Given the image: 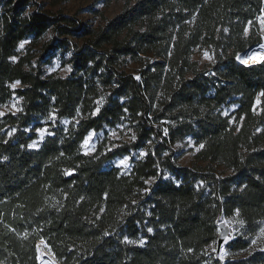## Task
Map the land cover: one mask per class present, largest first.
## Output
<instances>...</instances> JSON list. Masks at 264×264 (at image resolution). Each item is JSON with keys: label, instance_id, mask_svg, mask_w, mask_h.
Segmentation results:
<instances>
[{"label": "trees", "instance_id": "trees-1", "mask_svg": "<svg viewBox=\"0 0 264 264\" xmlns=\"http://www.w3.org/2000/svg\"><path fill=\"white\" fill-rule=\"evenodd\" d=\"M124 1L94 28L35 0H0V106L22 100L15 115H0V264H37L39 241L59 264H264L249 243L264 221V96L260 112L252 108L264 61L234 60L261 41L244 33L259 29L264 0ZM199 47L214 50L209 67L191 61ZM59 55L69 75H45ZM229 104L236 110L223 116ZM49 116L52 134L30 150L34 122ZM120 126L129 141L81 152L89 132ZM187 138L204 166L177 164L174 146ZM136 151L145 155L129 174L104 169ZM221 217L240 229L223 259L208 250ZM139 236L143 245L124 242Z\"/></svg>", "mask_w": 264, "mask_h": 264}, {"label": "rangeland", "instance_id": "rangeland-1", "mask_svg": "<svg viewBox=\"0 0 264 264\" xmlns=\"http://www.w3.org/2000/svg\"><path fill=\"white\" fill-rule=\"evenodd\" d=\"M37 3H44V9L49 10L50 12L54 14L61 13L62 15H65L69 18H74L76 21H79L81 24L89 25L94 28H97L101 25H103L104 19H111L114 16H116L125 6L124 0H112L109 3H106L105 0H35ZM33 8H30V10ZM264 18V15L260 18L259 21V29L256 30V32H253L254 25L248 24L245 30V36L249 37L251 40L256 37V34L260 36V38L263 37V29L261 26V22ZM256 33V34H255ZM48 39H44L43 41L39 42V44L35 45L34 47H42L44 43H48ZM261 42V41H260ZM259 42V43H260ZM23 44V47L21 48L20 45ZM30 44L29 40L23 41L19 44L17 51L21 52L24 50L28 45ZM250 48V47H249ZM38 57L40 54L38 52L35 54ZM67 58V56H65ZM16 57L12 58L11 61H16ZM191 61L196 63L198 69H203L205 67H209L210 64L214 62V50L210 47H199L194 49L193 54L191 56ZM62 59L59 56L54 57L51 62L44 64L42 66L43 73L45 75H54V76H61L65 77L69 75L70 71H67L69 67L67 65L62 66ZM139 69L138 65L134 62H126L125 65V71L129 74L134 75L136 71ZM16 85L15 88L12 87L11 89L15 90L16 88H19L20 85L18 82L14 83ZM262 102V96L261 94L257 95L254 104H253V112L258 113L260 112V105ZM22 106V100L19 99L16 96H12L9 101H7L5 104L0 106V115L5 116L7 114L15 115L17 112L20 111ZM236 105L229 104L222 108V115H230L232 112L236 110ZM232 121V119H231ZM40 126L38 128H34L35 138L31 140L30 144H33L35 141V144L32 148H29L30 150H36L41 146V143L46 139L47 136L51 135V126L55 123V116H49L48 118L42 119L38 122ZM31 124L28 128L24 129L27 133L31 132V127L34 125ZM69 123V121L62 119L59 121V126H66ZM131 136L129 135L128 130L120 126L119 128L111 129L109 127H106V129L102 131H91L89 132L86 137L83 139L80 145L81 152L85 155L91 156V154H99L104 155L106 152L111 151L121 145V143L129 141ZM200 149V146H195L194 141L190 138L185 139L180 144H177L174 146V150L177 152V155L180 156L177 164L181 167H187V168H196V167H202L205 165V163L197 160L196 158V152ZM145 155L144 151H136V152H130L129 154L122 155L121 157L114 158L104 165V169H116L120 174H129L130 170L133 166V164L143 158ZM119 165V167H117ZM218 171H221L222 169L217 168ZM229 173L226 172L224 176H226ZM169 178V175L167 174L164 176ZM153 181V180H152ZM151 181V182H152ZM220 220L226 221L227 229H229V236L226 239V241L230 238H232L235 233L239 232L238 225L235 224V220L233 218H225L221 217L218 219L217 223ZM260 230L258 232V235L255 236L250 240V247L251 249H260L264 250V221L260 223ZM217 233L219 234V229H217ZM218 236V235H217ZM144 241V239L139 236L137 240L132 241L134 245H141L140 243ZM43 242V241H39ZM37 245V243H36ZM225 247V244H224ZM37 249V248H36ZM44 249L46 252L53 256L51 251L47 249L46 244L44 246ZM210 253H214L216 251V242H213V245H211L208 248ZM225 250V249H224ZM226 257L225 254L220 257V259H223ZM37 264H41V259L39 256V252L37 249V257H36ZM56 264H59L56 260Z\"/></svg>", "mask_w": 264, "mask_h": 264}, {"label": "water", "instance_id": "water-1", "mask_svg": "<svg viewBox=\"0 0 264 264\" xmlns=\"http://www.w3.org/2000/svg\"><path fill=\"white\" fill-rule=\"evenodd\" d=\"M261 26H262V29H263V32H264V18H263V20L261 22ZM253 47H258L263 52L259 57L256 58L258 60H255V62L251 63L250 65H245V64L239 62L238 58H243V59H246V60L251 59V52H252ZM263 49H264V38L262 37L260 43L254 44L252 47L248 48L246 51L238 53V55H236L235 58H234L235 63L238 64V65L240 64V65H242L244 67H253V65L261 64V62L264 61V50ZM216 226H217V229H219V234H218L217 239H216L215 256L220 258V257H222L225 254L224 242L229 236V229H227L226 221H224V220H220L216 224ZM40 245L45 246V243L44 242H37L36 248L38 246H40ZM50 256H51L52 260L54 262H56L55 257L52 256V255H50Z\"/></svg>", "mask_w": 264, "mask_h": 264}, {"label": "bare ground", "instance_id": "bare-ground-1", "mask_svg": "<svg viewBox=\"0 0 264 264\" xmlns=\"http://www.w3.org/2000/svg\"><path fill=\"white\" fill-rule=\"evenodd\" d=\"M263 38H264V35H263ZM262 53L263 52L261 51L260 48L253 47L252 52H251V59L246 60V59H243V58H238V61L243 63V64H245V65H250L251 63L255 62V60H258L256 58L259 57ZM37 249H38V252H39L40 259H41V264H56L52 260L50 254H48L46 252V250L44 249L43 245L38 246Z\"/></svg>", "mask_w": 264, "mask_h": 264}, {"label": "snow or ice", "instance_id": "snow-or-ice-1", "mask_svg": "<svg viewBox=\"0 0 264 264\" xmlns=\"http://www.w3.org/2000/svg\"><path fill=\"white\" fill-rule=\"evenodd\" d=\"M20 47L22 48V47H23V44H21ZM66 70H67V71H71V68H68V69H66ZM12 87L15 88L16 85L13 84ZM261 96H264V92L261 93ZM54 99H55V98H53V100H54ZM121 99L123 100V98H121ZM99 111H100V109H97V110L95 111V115H98ZM165 131H166V130H165ZM34 144H35V141L33 142V144H30L28 147H29V148H32V147L34 146ZM5 159H7V158L5 157ZM117 167H119V165H117ZM68 174H72V173L70 172V173H68ZM165 179H167V177H165ZM146 183H151V181H146ZM148 231H149V233H152L153 230H152L151 228H149ZM124 242H126V243H132V241H128L127 238H125ZM144 243H145V241H142L140 244L143 245Z\"/></svg>", "mask_w": 264, "mask_h": 264}]
</instances>
